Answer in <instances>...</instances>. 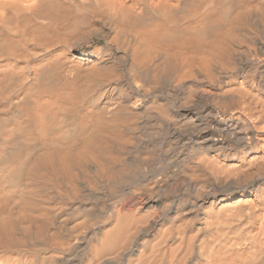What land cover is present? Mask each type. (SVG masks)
Instances as JSON below:
<instances>
[{"label": "bare ground", "instance_id": "6f19581e", "mask_svg": "<svg viewBox=\"0 0 264 264\" xmlns=\"http://www.w3.org/2000/svg\"><path fill=\"white\" fill-rule=\"evenodd\" d=\"M0 264H264V0H0Z\"/></svg>", "mask_w": 264, "mask_h": 264}]
</instances>
